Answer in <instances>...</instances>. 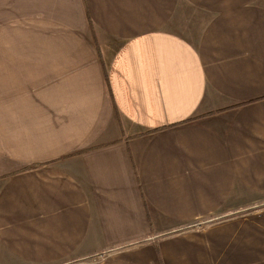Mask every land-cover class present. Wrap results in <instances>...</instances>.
Listing matches in <instances>:
<instances>
[{"label": "crops", "instance_id": "crops-1", "mask_svg": "<svg viewBox=\"0 0 264 264\" xmlns=\"http://www.w3.org/2000/svg\"><path fill=\"white\" fill-rule=\"evenodd\" d=\"M0 264H264V0H0Z\"/></svg>", "mask_w": 264, "mask_h": 264}, {"label": "trees", "instance_id": "trees-1", "mask_svg": "<svg viewBox=\"0 0 264 264\" xmlns=\"http://www.w3.org/2000/svg\"><path fill=\"white\" fill-rule=\"evenodd\" d=\"M141 243H144V242H141ZM134 245H136V244H133V245H131V246H134ZM129 247H130V245H129ZM122 249V248H121ZM108 252H103V253H101V254H98L97 256H103V255H105V254H107Z\"/></svg>", "mask_w": 264, "mask_h": 264}]
</instances>
